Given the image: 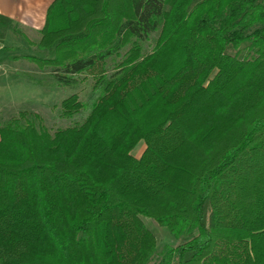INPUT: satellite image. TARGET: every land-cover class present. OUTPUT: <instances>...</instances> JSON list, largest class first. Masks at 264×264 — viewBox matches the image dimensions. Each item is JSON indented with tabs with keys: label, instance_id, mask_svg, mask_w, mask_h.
<instances>
[{
	"label": "trees",
	"instance_id": "1",
	"mask_svg": "<svg viewBox=\"0 0 264 264\" xmlns=\"http://www.w3.org/2000/svg\"><path fill=\"white\" fill-rule=\"evenodd\" d=\"M41 35L22 76L94 84L0 126V264H149L143 217L186 238L158 264H264V0H55Z\"/></svg>",
	"mask_w": 264,
	"mask_h": 264
},
{
	"label": "rangeland",
	"instance_id": "2",
	"mask_svg": "<svg viewBox=\"0 0 264 264\" xmlns=\"http://www.w3.org/2000/svg\"><path fill=\"white\" fill-rule=\"evenodd\" d=\"M54 1L20 0V7H17L20 9L11 19L25 37L12 30L6 31L5 35L0 37V126L26 111L37 114L40 117L37 122L53 132L75 123L61 115V103L65 98L77 94L81 101L89 102L94 84L90 76H81L75 86H59L49 82L40 85L22 76L47 73L39 70L36 62L28 56H49L48 52L39 46V42L48 9ZM8 3V0H0L4 7ZM157 38V34L151 38L147 44L148 50L154 47ZM146 147L147 144L141 141L132 150V154L141 157ZM143 220L158 239L157 253L149 264L159 263L160 254L167 245L176 246L186 240L185 236L175 238L166 227L154 219L143 217Z\"/></svg>",
	"mask_w": 264,
	"mask_h": 264
},
{
	"label": "crops",
	"instance_id": "3",
	"mask_svg": "<svg viewBox=\"0 0 264 264\" xmlns=\"http://www.w3.org/2000/svg\"><path fill=\"white\" fill-rule=\"evenodd\" d=\"M8 4L4 7V5H1L0 4V11L9 16L10 18H14L13 14L17 11L18 12V9L20 8H17V7H20L19 4H20V0H8ZM6 8V9H5Z\"/></svg>",
	"mask_w": 264,
	"mask_h": 264
}]
</instances>
